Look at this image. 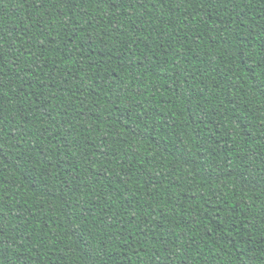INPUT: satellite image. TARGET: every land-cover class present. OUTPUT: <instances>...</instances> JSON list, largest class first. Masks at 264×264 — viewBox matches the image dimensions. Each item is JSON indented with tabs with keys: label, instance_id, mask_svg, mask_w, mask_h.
Returning <instances> with one entry per match:
<instances>
[{
	"label": "trees",
	"instance_id": "trees-1",
	"mask_svg": "<svg viewBox=\"0 0 264 264\" xmlns=\"http://www.w3.org/2000/svg\"><path fill=\"white\" fill-rule=\"evenodd\" d=\"M0 264H264V0H0Z\"/></svg>",
	"mask_w": 264,
	"mask_h": 264
}]
</instances>
